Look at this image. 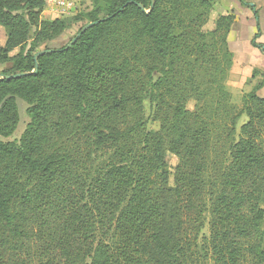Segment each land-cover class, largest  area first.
<instances>
[{
  "label": "trees",
  "instance_id": "obj_1",
  "mask_svg": "<svg viewBox=\"0 0 264 264\" xmlns=\"http://www.w3.org/2000/svg\"><path fill=\"white\" fill-rule=\"evenodd\" d=\"M87 1L78 21L97 25L44 49L35 74L0 79V138L17 99L30 119L0 140V264H264V74L236 110L234 15L205 30L219 0ZM44 6L0 0V77L30 74L65 29Z\"/></svg>",
  "mask_w": 264,
  "mask_h": 264
},
{
  "label": "crops",
  "instance_id": "obj_2",
  "mask_svg": "<svg viewBox=\"0 0 264 264\" xmlns=\"http://www.w3.org/2000/svg\"><path fill=\"white\" fill-rule=\"evenodd\" d=\"M243 1H245L247 4L255 1L252 7H254L258 12V15H260L261 26L263 27V35L261 34L260 36V44L264 45V40H262V36L264 37V23H262L264 17V0ZM252 7H250V5L249 7H243L240 5L238 0H219L214 6V8L220 9V15L231 13L235 17V21L231 27V31L227 39L229 50L233 55V64L227 81V89L229 92L231 91V88L237 89L239 90L240 94L243 93L242 96L249 93L253 89V87L262 79H259V77H261V74H264V55L260 51V53L258 52V54H254L257 52H255V49L251 46V40L256 34L253 29L255 19L253 12L250 9ZM236 40L238 41L235 44ZM239 44H241V47L244 46V51L247 52L241 54V58H238V54L236 52V46L239 47ZM249 55L251 57H255V55L262 57V65H255V62L253 61V59L251 60L249 58ZM262 89H264V86Z\"/></svg>",
  "mask_w": 264,
  "mask_h": 264
},
{
  "label": "rangeland",
  "instance_id": "obj_3",
  "mask_svg": "<svg viewBox=\"0 0 264 264\" xmlns=\"http://www.w3.org/2000/svg\"><path fill=\"white\" fill-rule=\"evenodd\" d=\"M255 2V1H254ZM254 2H250L249 5L250 7H252L254 5ZM89 3V2H88ZM91 10V4L89 3V6L87 7V9L83 12H81V14H85L88 13ZM212 11V10H211ZM220 15V9L219 8H214V11L211 13L210 12V20L208 21V23L205 25V30H212L214 27V20ZM78 18V19H76ZM43 20H46L45 16H42ZM79 19H83V16H79L78 15H74V16H69L64 20V25H65V29L63 30V32L55 39L51 40V41H46L45 43H43L38 51H42L44 49H58L61 47L66 46L76 35L77 31L82 28L86 23L84 20L82 21H78ZM258 22H259V27H260V32L263 35V27L261 26V20H260V15H258ZM262 23H264V17L262 20ZM254 32H256V21L255 24L253 26ZM5 38H6V32L3 28H0V45H4L5 42ZM262 40H264V37L262 36ZM238 40L235 41V44ZM257 43L260 44V38L257 40ZM254 50V49H253ZM257 53L254 54H258V50H254ZM17 50H15L13 53H11L10 56H14L15 54H17ZM236 52L238 54V58H241L243 53H247L246 51H244V46L241 47V44H239V47L236 46ZM260 53V52H259ZM250 56V55H249ZM263 56V55H262ZM251 60L253 59V61L255 62V65L257 66H261L262 65V61L264 60V56H263V60L262 57L259 56H250L249 57ZM9 67L8 64L3 65L0 67L1 68H7ZM260 74V73H258ZM262 77H259V79ZM230 93L232 94V104L234 105V107L236 108V110H240L241 108V96L242 94H240L239 90L231 88ZM258 95L260 97H264V89L260 90L258 92ZM16 105H17V112H18V116H19V122L18 125L15 129V131L13 132V134L8 137V138H0V140L4 141V142H14V141H18L20 139V137L22 136L23 132L25 131L27 125L30 122L29 117L27 116L26 110L28 108L27 104L19 99L16 100ZM145 105V115L147 118V129L148 131H157L158 130V124L153 123L152 122V115H153V106L150 104L149 99L147 98L144 102ZM245 122V118L242 117L238 123L237 126V131L239 126ZM167 160V167L170 173L169 176V186H173V173H174V168L178 163V160L170 155L167 154L166 157ZM207 221H208V217H207ZM203 234L204 237L206 238L208 235V226L205 227V229L203 230ZM202 244H205L204 242L201 241V239H199L198 241V250L199 248H201ZM204 264H212L210 261H206L204 262Z\"/></svg>",
  "mask_w": 264,
  "mask_h": 264
},
{
  "label": "built area",
  "instance_id": "obj_4",
  "mask_svg": "<svg viewBox=\"0 0 264 264\" xmlns=\"http://www.w3.org/2000/svg\"><path fill=\"white\" fill-rule=\"evenodd\" d=\"M87 0H45V6L41 14L46 20L62 19L77 15L87 9Z\"/></svg>",
  "mask_w": 264,
  "mask_h": 264
},
{
  "label": "water",
  "instance_id": "obj_5",
  "mask_svg": "<svg viewBox=\"0 0 264 264\" xmlns=\"http://www.w3.org/2000/svg\"><path fill=\"white\" fill-rule=\"evenodd\" d=\"M154 1L155 0H151V6H150V10L149 11H151L153 9ZM130 3H132V2H130ZM137 7L140 10L144 11V9H143V7L141 5H137ZM98 23L99 22L89 23V24H86L84 27H82L81 30L78 32V34H76V36L67 44L66 49L71 48L72 45L76 42V40L79 39L83 33H85L87 30L91 29L92 27H94ZM51 52H53V50H42V51H39L34 56V58H33V60H34V69H33V71L30 74L29 73H22V74H17V75H12V76H3V77H0V79H5V80L18 79V78H21V77H24V76H27V75L35 74L37 72V70H38V59L40 57H42L43 55L49 54Z\"/></svg>",
  "mask_w": 264,
  "mask_h": 264
}]
</instances>
